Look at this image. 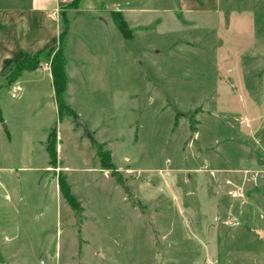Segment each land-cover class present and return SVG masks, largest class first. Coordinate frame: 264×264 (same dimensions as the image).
I'll return each instance as SVG.
<instances>
[{"label":"rangeland","instance_id":"1","mask_svg":"<svg viewBox=\"0 0 264 264\" xmlns=\"http://www.w3.org/2000/svg\"><path fill=\"white\" fill-rule=\"evenodd\" d=\"M71 1L29 52L58 44ZM67 18L64 99L90 136L60 118L47 55L14 83L1 67L0 264H264V0H81Z\"/></svg>","mask_w":264,"mask_h":264},{"label":"trees","instance_id":"2","mask_svg":"<svg viewBox=\"0 0 264 264\" xmlns=\"http://www.w3.org/2000/svg\"><path fill=\"white\" fill-rule=\"evenodd\" d=\"M80 3L81 0H73L68 4L67 8L62 9L61 15L63 20V29L59 34L58 44L51 46L47 50H41L36 53L24 52L23 56L15 63L14 67L7 75L8 82L14 83L20 79L24 72L35 71L40 68L42 55H47L50 58L54 98L56 100L60 118H62L64 114L73 115L76 116V118L78 117L76 112L66 103L64 94L68 87V76L66 71L68 61L65 54V41L69 29L67 9H78L80 7ZM112 17L122 35L128 39H132V30L121 13L119 11H114L112 13ZM0 27H3V25L0 24ZM57 143V132L56 129H53L49 133L46 148L50 157L51 166H56L57 164ZM99 156L103 168L112 169L113 165L111 164L110 153L106 151H99ZM59 186L62 196L72 206V208L77 212L82 211L80 202L71 192V188L66 183L64 176H60Z\"/></svg>","mask_w":264,"mask_h":264},{"label":"crops","instance_id":"3","mask_svg":"<svg viewBox=\"0 0 264 264\" xmlns=\"http://www.w3.org/2000/svg\"><path fill=\"white\" fill-rule=\"evenodd\" d=\"M59 6L60 0H0V24L3 25L0 27V70L6 62L14 59L16 62L24 52H29L24 38L25 31L40 34L45 27V20L56 21L55 13L59 11ZM55 29V35L59 36L61 26L59 29L55 26ZM28 45L35 46L36 39Z\"/></svg>","mask_w":264,"mask_h":264},{"label":"water","instance_id":"4","mask_svg":"<svg viewBox=\"0 0 264 264\" xmlns=\"http://www.w3.org/2000/svg\"><path fill=\"white\" fill-rule=\"evenodd\" d=\"M76 121H77V123H78L80 126H82V127L84 128L86 134H87L88 136H90V132H89V130H88L87 124H86L82 119H80L79 117L76 118ZM4 127H5V125H4ZM256 232H257L260 236H263V235H264V232H263V231L256 230Z\"/></svg>","mask_w":264,"mask_h":264}]
</instances>
